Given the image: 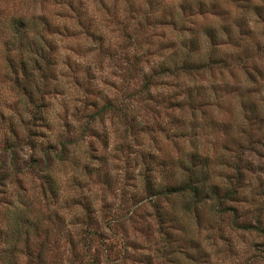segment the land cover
I'll list each match as a JSON object with an SVG mask.
<instances>
[{
  "label": "rangeland",
  "instance_id": "obj_1",
  "mask_svg": "<svg viewBox=\"0 0 264 264\" xmlns=\"http://www.w3.org/2000/svg\"><path fill=\"white\" fill-rule=\"evenodd\" d=\"M20 17L46 25L39 107L10 64L32 55L11 47ZM250 107L264 117V0H0V264H264L239 227H264ZM193 154L230 210L158 191Z\"/></svg>",
  "mask_w": 264,
  "mask_h": 264
},
{
  "label": "trees",
  "instance_id": "obj_2",
  "mask_svg": "<svg viewBox=\"0 0 264 264\" xmlns=\"http://www.w3.org/2000/svg\"><path fill=\"white\" fill-rule=\"evenodd\" d=\"M255 9L258 10L259 7L257 6ZM255 14L259 17V19L263 20V14L260 11H257ZM13 20L12 27L15 28L17 37H15V40L12 41L13 44L11 47H16L19 51L25 50L26 53L32 54L29 59L27 57L21 59L18 62L16 67L17 69L14 67V64L12 65L13 62L10 63L13 70L17 73V75L15 73V82L21 86L22 93L26 96L27 100H29V102L35 107H39L40 105L37 104L38 101L34 99L33 95L38 94L45 86L44 83H42V78L46 76V73L42 70V63L40 59H45L46 56L42 49L41 41L38 40L39 37H35L33 34H37L39 28L45 29L46 25L44 24L42 27L37 26L35 24V20H30L24 17L14 18ZM241 21L242 20L240 19H236L234 21V26L251 32L250 28H248L247 25L242 24ZM205 28L207 29L206 32L209 38L214 41L217 36L215 27L210 26ZM230 28V25L222 27V29L227 32L231 30ZM29 30L32 31V34L28 36V32H30ZM256 46H259V42ZM186 68H189V66ZM163 70L166 71V69ZM18 76L23 79H19ZM187 89L188 88H186V90ZM249 113L252 114L259 122H264V117L259 114L256 107H250ZM196 156L197 155L194 154L191 156V159L194 161L191 165L189 163H182V175L180 180L178 179L179 181L177 180L171 184L165 185L164 187H160L158 191L166 196L186 197L187 199L184 205L186 212H195L198 204L205 203L207 201L214 203L212 207L216 211L230 210L224 202L227 198L229 199V197L233 195L234 185L229 183L227 186L218 182H209L205 173L207 171L204 169L205 165L208 166L207 159L201 155H198L197 158ZM200 160L203 161L200 162ZM195 161H198V163H195ZM239 227L264 234V227L261 225L260 221H257L255 224L242 223ZM94 259L90 258L89 262L86 264H99L98 256H94Z\"/></svg>",
  "mask_w": 264,
  "mask_h": 264
}]
</instances>
